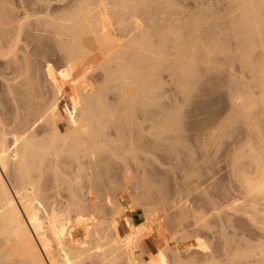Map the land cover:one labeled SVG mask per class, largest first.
Listing matches in <instances>:
<instances>
[{
    "label": "bare ground",
    "instance_id": "obj_1",
    "mask_svg": "<svg viewBox=\"0 0 264 264\" xmlns=\"http://www.w3.org/2000/svg\"><path fill=\"white\" fill-rule=\"evenodd\" d=\"M174 1L176 2V0ZM67 2L64 11L57 15H50L49 18H43L42 21L39 19L38 24H35L37 21L32 22L31 26L29 23L31 21H28V26L24 25L27 21L22 25L30 28L37 25L33 29L34 31L32 28L31 30L27 29L29 32L26 30L27 34L32 31L33 36L39 31L37 39L44 32L54 33V36L59 39L60 50L67 58V74L70 76L76 77L82 72L92 70V68H100L105 73L106 80L115 79L120 82L122 88L119 87V89H122L123 92L120 97V99L122 98L121 104L125 108V114H129L128 118L132 121L135 118L134 113L137 105L141 107V102L145 104L148 99H154L153 95L161 87V72H170L172 76L176 77L183 92L189 95L194 88L192 81L198 76V69L210 67L213 55L226 51L228 48V46H224L227 43L226 36L230 35V32L232 34L235 29V34H233L236 38L232 35L237 41L231 43L233 47H230V56L232 55L230 67L233 71L232 81L230 80V85L232 83L229 158L232 177L229 189L230 205L227 203L228 205L222 206L212 197L204 196L205 199L202 202L211 207L210 211L206 212L202 207L190 206L187 196H185L186 200L183 196V201L180 200V203L178 200V203L170 201L172 204L168 200L163 201L162 205L167 208V211L173 216H177L176 219L173 217L176 224L175 230L169 231L171 234H169V241L174 245L164 243L162 247L151 254L149 259L142 260L141 242L148 237L151 231L150 224L154 220L160 204L156 205V202L150 200L143 208L144 220L138 223L132 220L130 231L123 233L119 226L113 227L114 222L111 224L112 228L105 224L107 220L105 201L108 197L103 196L101 188H94V190L89 188L88 192L84 194L87 199L83 198L84 196L81 194L74 193L72 204H84L80 210L59 207L55 201L49 202L54 198L52 193L54 187L47 184L48 171L53 169L52 171L61 185L67 183L66 175L84 171L81 166L83 158L94 157L103 150L109 151L111 156L118 158L119 149H121L120 141L123 140L110 139L105 132L106 123L110 122L109 120L118 122L123 120L119 119L122 117L121 114L117 116L118 114H113V111L110 112L104 108L105 105L107 107V103L105 104V100L102 99H105L107 85L103 86L101 93H98L100 94L98 96L100 99H98L103 107L96 103L99 106L94 111L97 106L92 107L90 102H86L89 103V106L87 107L88 104L84 105L83 113L78 117L69 118L68 116L74 111L75 104H78V101H74L69 94L70 104L64 112L67 128L61 126L58 122L61 114V102L66 97L69 82H58V78H56V101L52 103L46 118H41L48 127V130L45 128L46 133H49L46 139L36 140L31 136L19 133V135L14 134L10 137L9 132L7 133L4 129V123H1L2 119L0 120V264H197L196 259L193 260L190 256L199 250L203 252L204 264H264V0L228 1L230 12L235 17L233 16L234 18L231 19L228 28L224 29L228 30L231 26L234 28H230L231 30H228L230 32L227 31L229 34L224 32V35L226 34L225 41L221 40L224 42H219L221 38L219 39L213 33L215 29L217 31V26H212L215 27L212 29L213 31H208L210 29L209 21L205 16H208L209 13L204 14V12L209 10L193 14L194 19L174 20L173 16L177 10H175L176 6L173 0H68ZM162 5H166L170 12L164 13L165 8ZM5 10L3 8V11ZM171 10L174 11L171 12ZM0 11L2 12V9ZM9 12L10 10L7 14ZM4 13L0 17H4ZM202 13L203 16H201ZM199 14L201 15L199 16ZM9 15L0 19H5L9 23ZM11 19L13 20V18ZM141 19L143 20L141 21ZM5 20H2L3 24L2 21L0 23L4 27L0 26V39L3 41L2 44L0 40V44L3 46V49L1 46L3 51L0 49V56H4L3 59L9 52L16 51L19 41L17 38L22 33L20 32L19 36H16L17 32H15L17 34H11L14 38L17 37L15 40L13 38V41L11 39V42L10 33L14 29L11 27L13 23L10 24V27L8 26L13 29L9 30L7 27L9 24ZM205 20L207 24L203 23ZM159 21L166 23L162 30L159 29ZM205 26L209 29H206ZM221 30V32L224 31ZM114 32L119 34L116 36ZM232 35L228 37L232 39ZM155 37H157V42L154 43ZM219 44L223 45H220L223 48H219ZM258 48H261L259 55L256 54ZM95 53H100L104 57L98 64L95 63L97 56H92ZM8 56L10 57V54ZM9 57L8 59H10ZM23 62L25 63V61ZM112 64L115 65L112 67ZM20 67L23 68L21 65ZM236 69L240 70L243 75L242 79L239 78L242 81L238 79ZM24 70L23 72L27 71V69ZM241 82L244 83L243 86ZM99 109L101 110L99 111ZM171 117L176 123L170 127L171 123L169 124L167 118L169 124L167 129L171 133V137L168 136V138L176 140L178 144L183 140V130H181L183 125L180 122L182 120L175 121V118H178L177 114H173ZM100 118H103L102 120L108 118L104 123L106 126L101 123ZM21 119L18 118L14 122L24 123L25 118H23L24 122L23 120L21 122ZM156 131L154 135L159 137L162 132L161 130H159L160 132ZM222 131L221 123L206 128L201 134V138L205 142L203 145L206 147L205 150L211 144L210 142L215 144L216 139L219 140L223 137L225 131ZM120 134V130H118L117 137ZM10 138L13 140L12 143H10ZM121 138L123 137L121 136ZM174 147L170 144L169 154L170 151L177 152ZM128 152L132 154L136 152L132 139ZM63 153L75 155L73 160H68L70 162L68 164L69 167H72L77 161L79 164L76 170L68 171L67 169L68 173L64 171L67 167L64 169V164L61 162L66 163V160L60 162L62 165L59 164ZM181 155L179 153V156L176 155L177 157L174 158L180 159ZM169 157L172 158L171 154ZM175 159H173V163ZM175 164L176 162L172 166ZM183 164L185 165L184 161ZM193 170L192 172H194ZM94 174L99 175L97 171ZM207 192L209 193V191ZM224 192H226V188ZM112 201L116 204L114 205L115 211L121 213L122 204L115 200ZM113 202H111L112 205ZM134 202L138 203L140 207L144 206H141L142 202ZM203 203L200 204L203 205ZM134 206L121 214L125 216L134 213L137 210ZM224 207L230 209V213L228 212L230 215L225 214L227 209L223 213ZM221 211L227 217L220 214ZM74 212L76 215H73ZM219 214L224 219L222 222L220 221L219 229L221 230L215 231L216 226L210 222V218L217 217V215L220 218ZM79 216L84 218L86 240H88V244L82 246L75 244L79 224H72L73 221H80ZM161 217L160 219L163 220L164 217ZM113 219L118 218L113 217ZM189 219L193 221L191 224ZM156 223L155 225H157ZM242 223H246V227H240L243 226ZM190 227L196 229V232L193 230L195 234L188 233L187 229ZM229 228L230 232L228 233ZM202 231L209 233L213 238L218 237L217 240L219 239L221 242L220 248L212 250L205 238L198 236ZM157 234L160 237L161 233ZM168 253L171 254L172 263ZM186 257L192 259L193 262L184 261ZM90 259L92 261H89Z\"/></svg>",
    "mask_w": 264,
    "mask_h": 264
},
{
    "label": "rangeland",
    "instance_id": "obj_2",
    "mask_svg": "<svg viewBox=\"0 0 264 264\" xmlns=\"http://www.w3.org/2000/svg\"><path fill=\"white\" fill-rule=\"evenodd\" d=\"M41 1L39 2L38 0H0V9H2V12L4 13L10 10L9 13L11 15V18H13L12 20L10 18L9 13L7 14L6 12L4 14L7 17L9 15V23L5 19H0V23L2 20H5L6 23L9 24L7 25V27H10V24L13 23L11 27L14 28H12L14 31L8 27L9 30L13 31H11L10 35L17 32L18 35L16 36H19L20 32H22L19 38L15 36L20 41L19 43V41L17 40L19 44L17 43L15 49L16 51L14 53L13 51H11L12 53L9 52L8 55L10 54V57L7 55L11 60L8 59L7 56H5V59H3L4 56H2L3 58L0 56V120L2 119L1 123H4V129L7 133L9 132L10 137H12L14 134L17 135L19 133L22 135L31 136L36 140H44L48 137L49 133H46L48 130V127H46L47 123L45 121H42L41 118H46V115L48 113V110L51 108L52 103L56 101V78H58V82H69L68 88L66 90V97L61 102V114L60 118L58 119L59 124L66 128L67 125L64 112L65 108L70 104L68 95L70 94L71 98L74 101H78V104H75L74 111L68 114V116L69 118H72V116L78 117V115L80 116L83 113L84 105L88 104L87 107L89 106V103L86 102H90V106L92 107L97 106L95 107V110L93 109L94 111H96V108H98L99 106L96 103H101L99 101L100 97H98L100 94L98 93H101L100 91L103 89V86L107 85L108 89L104 96L105 99H102L105 100V104L107 103V107L105 105L104 108H106L105 110H108L110 112L113 111V114H118L117 116H120L119 114H121L122 117H119V119L123 120H121V122L115 120V122L113 118H110L113 121L109 120L110 122L106 123L105 121L108 118L104 120H102L103 118H100L101 123L107 124L105 132L110 139H113L115 141H118L119 139H125L124 141L127 145L124 144L123 140L120 141L121 144L120 142H118L121 147V149H119L118 158L111 156L109 151L103 150L100 151V153H97L94 157L91 156L81 159V166H83L84 171H81L77 174L74 173L72 175H66L68 182L62 185L60 181H57V177L52 171L53 169L48 171L46 175L47 184L51 187H54L52 189L54 198L50 199L49 202L55 201L59 207H69L71 209L80 210L82 208L81 206H83L84 204H72V198L74 197V193H78L84 196V194L88 192L89 188H93V190L94 188H101L103 190V196L108 197V199L105 201V203L107 204L105 210L107 220L105 224L112 228L111 224L112 222H114L113 227L119 226L123 233H127L128 231H130L132 220L137 223L142 222L144 220L145 215L143 208H145V206L150 200L156 202V205L160 204V206H158V212L156 213V215L154 216V220L150 224L151 231L148 237H146V239L141 242V249L143 248L141 250V259H149L151 254L154 253L160 247H162L164 243L171 242L169 241V231H174V228L176 227L174 221L177 216H173V214L167 211V208L162 205L163 201L166 202L168 200L170 202L173 200L177 203L179 201L180 203V200L183 199V196L184 199L186 198L185 196H187L188 199H186L190 206L202 207L206 212L210 211L211 207L210 205L208 206L207 204L202 202L205 197H212L214 200H216V202H218L222 206H225L227 203H230L229 189L231 184L230 181L232 178L230 175L229 159L231 146L230 115L232 110V83L230 85V82L232 81L231 78L233 74V71L230 67V59L232 58V55L230 56V47L232 48L233 46L231 45L233 44L231 43H236L237 40H235L236 36L234 35L235 29L234 32L232 31L234 33L232 34L235 36V38H233L234 36L231 34L230 31H228L231 30L230 28H232L233 26L229 27L228 30L224 29L228 28L231 19L235 17L230 12L231 8L230 4L228 3L229 0H176V2L173 0L176 6L175 10H177L176 14L173 16L174 20L194 19V16H192L193 14L199 13L202 10H209L208 12L203 11L204 14H210V17H208L209 14L208 16L204 15L206 18H208V26L210 27L209 29V27L205 26L206 29L208 28V31H213L212 29H214L215 27L212 26H217L216 28L220 30L217 29V32L215 29L213 33L215 34V36L217 35L219 39L221 38L219 42L225 41V35L229 34L227 33V31L230 32V35H232V39H230L231 37H228L230 35L226 36L227 43H225L227 45L225 43L223 44H225L224 46H228V48L224 53H218L213 55V62L210 67H200L198 69V76L194 78V81H192L194 88L189 95L183 92L179 82H177L176 80V77L172 76L170 72H161V87L153 95V100H145V104L143 102H141V104L139 103L141 107L139 105H137V108L135 107V118H132L133 121L128 118L129 114H125V108L123 107V104H121L122 98L120 99V97H122L121 95H123V92L121 91L122 89H119V87L122 88V84H120V82H117V80L115 79L106 80L105 73L100 68H92V70L82 72L76 77L70 76L69 74H67V58L64 52L60 50L58 45L59 39L54 36V33L44 32L42 33V35L40 34L42 38L40 37L39 39H37L39 37V35L37 36V34H39V31L37 32V34L35 33V36L37 37L33 36L34 34L32 31L30 33L31 35L27 34L29 32L27 29L31 30L32 28L27 27L29 23L31 26L32 22L35 23L37 21L35 24H38V21H42L43 18H49L50 15L55 16L58 13L64 11L65 7L68 4V0H43L42 2ZM162 6L165 8L164 13L170 12L169 9H167L166 5ZM3 8L6 10L3 11ZM173 11L174 10H171V12ZM2 12L0 11V15L3 14ZM200 15L201 14H199V16ZM5 16L2 18H5ZM201 16H203V13ZM142 20L143 19H141V21ZM206 20L203 23H206ZM3 21L2 24L4 23ZM28 21L31 22L28 23ZM25 22L26 24H24ZM22 24L27 26L24 27V25ZM35 24L33 25V27L35 26ZM165 24V22L159 21V29L162 30V28L165 27ZM17 26H20V29ZM16 27L17 30L15 29ZM34 28H32V30ZM221 29H223L224 31L221 32ZM26 30L28 32H26ZM224 32L226 33L225 35ZM114 33H116V36L117 34H119L118 32ZM11 36L10 41L11 39L13 41L14 36ZM16 38H14V40ZM153 42H157V37L153 39ZM220 45L221 44H219V48H223L220 47ZM1 46L2 45L0 44V49ZM2 49L1 51H3ZM260 51L261 48H258V50H256V54L259 55ZM92 56H97V58L95 57V63L97 64L101 62L102 59H104V57L100 53H95ZM23 61H25V63ZM17 62L18 64H16ZM20 65L23 68H21ZM114 65L115 64H112V67ZM22 69H27V71L24 70L25 72H23ZM235 71H237L236 75L238 76V79H242L243 75L241 74L240 70L238 71L236 69ZM26 72L28 73L26 74ZM8 80L9 82H7ZM243 82H241L242 84L240 83L242 86L244 85ZM102 107L101 109L103 111ZM101 109H99V111ZM126 110L128 111L127 108ZM124 114L126 115V118L124 117ZM173 114L178 115V118H175V121L182 120L180 122L183 125L181 129L183 130V140L181 143L178 142V144L176 140L169 139L171 137V133L168 132L167 129L169 128L168 125L170 123V127L172 124L176 123L172 120L174 119L171 117V115ZM18 118H22L21 122L22 120L24 122L23 118H25V122H14L15 120L17 121ZM167 118L169 120V124L167 122ZM95 119L98 120V118ZM129 120L132 121V123H129ZM220 123L223 125V131H225V134H223V137H221V139H216L215 144L213 142H210L211 144H209L207 141L210 146L208 145L207 149L205 150L206 147L203 146L205 145V142H203L201 134L206 130V128ZM117 126L119 127L118 129ZM118 130H120L121 133L119 137H117ZM156 130H158V132H160L159 130H161L162 132L159 137L154 135ZM121 136L123 138H121ZM117 138L119 139L116 140ZM131 139L133 140L134 147L136 148V152L133 154L128 152ZM12 141V138H10V143H12ZM218 141H221V145ZM170 144L173 147L175 146V151H179L178 153H173L172 151H170L172 158H168V156H170V149H168ZM179 153L180 155L182 153L181 157H179L180 159H175L177 156H179ZM209 156L211 157L209 158ZM74 157V154L69 153H63V156L60 157L59 164L63 163L64 169L67 167L64 170L65 172L68 173V171L70 170H76L79 164L77 161H75L72 167H69V161L73 160ZM173 159H175L174 163L176 162L178 166L176 164L175 166H172L174 164ZM62 160H66V163H64ZM183 161L185 165L183 164ZM191 169H194V172H192ZM182 170L185 171L183 172ZM96 171L99 173L98 176L94 174V172ZM197 181L198 183H195ZM189 184L190 187H188ZM183 185H186L187 187ZM225 188L226 192H224ZM207 191H209V193ZM207 194L212 195L209 196ZM83 198L87 199V197L85 196ZM112 200H115L117 203L120 202L122 204L120 208L121 213L123 211L130 210L134 205L137 210L134 213H129L123 216L122 214L124 212L121 214L115 211L114 205L116 204ZM134 201L142 202L143 204L140 205L144 206L140 207L139 204H136ZM111 202H113L114 204L112 205ZM172 202H170V204H172ZM200 203H203V205ZM163 206L165 207V210L163 209ZM225 209H227V213H225ZM228 212L230 213V209L224 207L223 213L228 216L230 215ZM220 214H222V211L220 212ZM225 214L222 215L225 216ZM73 215H76V212H74ZM221 216L220 218L218 217V215L217 217L213 216L212 218H210V222H213V225L216 226L215 231L221 230L219 229L221 226L220 221L222 222V219H224L221 218ZM113 217H116L118 219L114 220ZM160 217H164V219L161 220ZM79 219L80 221L78 222H72V224L74 225L79 224L77 231L78 234L76 233L77 242L75 244L76 246L87 245L88 240H86L85 221L84 218H82L81 216H79ZM189 220L191 224L193 221H191V219ZM155 223L157 225H155ZM242 225L243 226L240 227H246V223H242ZM155 228L159 232H157ZM193 230H195L196 232V229L193 227L187 229L188 233L195 234ZM156 232L161 233L160 237ZM229 232L230 228L228 229V233ZM209 235L210 234L205 231H202L200 235L198 234L199 237L201 236V238H205V241L210 247H212V250L219 249L221 242L219 239L217 240L218 237L213 238L211 237V235ZM228 236L230 235L228 234ZM202 253L203 252L199 250L197 251V253H194L193 256L190 257H192L193 260L196 259L197 264H202L204 262V256ZM168 257L170 259V262L172 263L173 261L171 260L170 253H168ZM186 259L187 257L184 258V261L189 262L190 259ZM192 259L190 260L191 262H193ZM89 261L92 260L90 259Z\"/></svg>",
    "mask_w": 264,
    "mask_h": 264
}]
</instances>
